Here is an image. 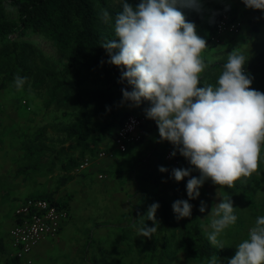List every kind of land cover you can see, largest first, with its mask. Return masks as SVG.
<instances>
[{"label": "clouds", "instance_id": "9594fccd", "mask_svg": "<svg viewBox=\"0 0 264 264\" xmlns=\"http://www.w3.org/2000/svg\"><path fill=\"white\" fill-rule=\"evenodd\" d=\"M243 3L264 11V0ZM119 5L115 38L104 40L101 47L110 57L108 63L121 68V82L132 88L122 89V103L139 107L149 101L146 117L156 122L162 140L175 146L172 155L178 151L199 170V178L192 176L191 168L172 170L175 181L188 178L189 200L200 196L199 189L206 180L231 189L237 181L257 172L264 145V93L251 88L252 78L244 72L246 56L235 49L228 55L216 86L201 87V75L209 67L202 55L207 42L179 10L188 6L200 12L199 0H140L135 7L119 0ZM101 18L105 23L113 19L107 9H101ZM27 80L20 75L14 77L17 91ZM160 171L167 169L161 167ZM159 207L153 203L141 217L155 226L144 224L138 236L151 239L158 231ZM172 207L178 220L192 215L193 205L188 200H177ZM236 210L227 197L214 205L209 216L215 218L207 237L212 246L224 248L218 237L236 224ZM199 211H207L205 202L201 201ZM236 248L227 264H264V216L256 219L248 238ZM207 264H220V259L213 255Z\"/></svg>", "mask_w": 264, "mask_h": 264}, {"label": "trees", "instance_id": "16d2710c", "mask_svg": "<svg viewBox=\"0 0 264 264\" xmlns=\"http://www.w3.org/2000/svg\"><path fill=\"white\" fill-rule=\"evenodd\" d=\"M127 2L135 7L140 3V0H127ZM9 5L15 8L16 18L15 20L0 19V69L5 74V79L0 82V90L7 80L13 82L16 75L21 77L32 76L36 79L33 86L43 89L46 87L47 89L46 105L49 107L54 105L57 108L63 107L68 113L71 111L75 120L60 128L66 140L74 141V147L71 148H75L80 152L77 158L70 156L66 162H61L64 171L69 172L80 161L85 152L94 151L92 148H94L96 141L90 138L89 128L97 117L102 115L110 117L107 124L110 129L108 137L114 140L116 129L122 124L126 116L132 114L129 110L130 103H122V89L131 91L132 88L126 81L121 82V68L108 63L110 57L107 51L101 47L104 40L115 38L114 19L120 9L111 8L109 0H9ZM244 6L246 5L244 4ZM101 9L109 11L113 18L112 22L105 23L103 21ZM179 10L188 22L195 24L196 32L198 30L202 31L203 34L197 32V35L205 39L209 46L215 48L221 46L232 36H237L241 32L240 30L238 34L225 35L220 44H212L209 37L214 31L220 11H226L232 17L239 18L241 24L243 19L236 16L237 13L232 14L227 6H221L214 11L211 18L213 23L208 24L206 33H204L203 28L198 29L197 27L200 21L199 13L194 12L195 10L188 6H182ZM260 11L256 9L247 11L244 20L250 19L252 21L253 17ZM32 36L49 40L52 46L63 55L64 63L60 69H46V71L40 72L39 78L38 72H32V68L27 66V63L29 65L31 63L29 54L33 48L26 43L27 38ZM243 54L248 60L244 72L252 78L251 88L264 93V45L259 44L256 46L254 44ZM6 65L16 69V74L4 72ZM223 65L214 63L211 68L223 70ZM207 74L208 70L201 75V80ZM87 81L90 83H87ZM91 92L94 95L95 105L92 104L90 98L88 102L84 103L85 98L89 97L88 95ZM142 104L145 108L151 106L149 101H144ZM90 105L93 106V109L88 107ZM133 115L142 118L144 121L142 112L136 111ZM147 120L150 122V128L153 131L158 129L154 120L148 118ZM156 142L153 141L149 150L151 156L155 159L152 170L138 176L136 180L138 192L134 198L137 214L135 224L138 228L144 224H147L148 227L155 226L151 220L141 219V217L146 216L149 206L153 203L160 205L156 214L159 222L158 231L151 239L141 236L136 242L135 254L129 255L128 252L133 248L134 243L125 233L130 228H123L124 248L121 259H118L117 263L170 264L177 253L183 252L192 257L196 263H207L208 258L216 255L218 259L224 258L225 264H227V260L236 254V251L232 255L227 253L229 246L232 244L230 237L235 238V235L239 234L236 238L243 241L247 236L245 220L241 217L237 219L234 228L228 231L227 240L223 241V249L212 246L207 238L212 229V220L199 211L201 201L204 202V200L200 196L197 199L189 200L186 189L188 178L177 182L172 176V170L175 168H191L192 176L199 178L197 169L190 165L188 160L181 156L179 152L171 159H165ZM159 147H163L162 144ZM39 149L41 151V148H38V140H32L25 147V157L34 158ZM95 155L96 153L94 155L92 153L89 157L94 158ZM55 156H57V153ZM35 160L33 163L18 168L16 174L27 175L30 170H36L40 162L38 157ZM132 167V163L129 164V172ZM161 167L167 169V171L161 172ZM263 167L264 152H261L258 169ZM47 170L49 171L50 168H47ZM120 171L121 173L127 172L124 169ZM70 178V176L62 178V183ZM245 186V184L241 186L240 182L237 181L235 187L245 193L248 206L255 213L254 209L257 208V205L253 203L251 194L245 192ZM28 197L46 198L58 206L68 208V201L56 200L53 192L30 195L26 198ZM180 199L188 200L193 205L190 218L180 220L176 218L172 205ZM231 232H233L232 236H230Z\"/></svg>", "mask_w": 264, "mask_h": 264}, {"label": "rangeland", "instance_id": "374dc122", "mask_svg": "<svg viewBox=\"0 0 264 264\" xmlns=\"http://www.w3.org/2000/svg\"><path fill=\"white\" fill-rule=\"evenodd\" d=\"M0 2V19L15 20L16 11L13 6L9 5V0H0ZM199 3L202 6V10L200 12H194L200 14V21L197 27L198 29L203 28L204 33H206L208 24L213 23L211 18L214 11L221 6H227L232 14L240 12L241 15H244V19L246 18L245 15L247 11L252 10L244 6L243 0H199ZM109 6L114 9H120L119 0H109ZM241 15L236 14V16L242 18ZM253 18L252 21L250 19L245 20L244 25L242 20L240 34L232 36L231 39L221 46L215 48L209 46L207 43L208 48L204 50L202 55L205 62L209 64V67L207 68V76L201 80V87H203L204 84L216 86L222 70L211 68L212 64H225L228 60V55L237 48L244 53L254 44L256 46L259 44L264 45V11H260ZM197 32L198 34H203L201 30ZM27 39L28 41H26V43L33 48L29 54L31 63L30 65L27 63V66L32 68V72H38V78L40 72L46 71V69L58 70L61 68L64 63V57L52 46L49 40L41 37L38 38L37 36L28 37ZM24 40L26 39L24 38ZM5 69L6 70H2H4V72H11L12 74H16L17 72L16 69L9 65H6ZM207 70H205V72H207ZM4 75L5 74L0 69V82L5 79ZM27 78V82L20 91H17L14 81L8 80L0 90V170H2L0 171V186H2V180L11 179L15 175L14 172L16 169H14V166L18 161L17 158H14L13 161L10 160L9 154L5 152H11L13 156L18 152H25V147L34 139L38 140V148H41L39 152H59V156L53 159H58L60 162H65L68 156L77 158L80 155L79 151L75 148H71L74 147V141L66 140L64 133L60 131V128L69 125L75 120L74 115H72L71 111L68 113L63 107L57 108L54 105L50 107L46 105V87L44 89L36 88L33 86V82L36 79L32 76ZM87 83L90 82L87 81ZM88 96L89 97L85 98L84 103L88 102L90 98L92 104L95 105L96 102L92 92ZM88 107L93 109L92 105ZM129 107L132 114H134V112L136 113V111L142 112L144 121L141 124V138L138 141L130 142L127 149L124 151L125 153L119 152L114 140L108 137L110 129L107 124L109 123L110 117L104 115L99 116L90 125L89 136L95 139L96 142L94 148H92L94 151L86 155L91 156L92 153L94 155L95 153L97 154V152L104 151L112 153L113 157H106L100 161H94L93 165L85 169H78L80 161L74 166L75 169L73 168V172L69 175H71L72 178L73 176H81L83 178L82 184L85 189L83 192H78L76 194V198L80 199L74 202L75 205L73 209L70 205V198L73 196V193H71V190L63 187L64 185L62 183V178L67 177L68 174L61 170V166L58 163L54 165V171L51 175H44L38 178V171H31L26 181L22 180V176H19L18 181H14L18 189L34 191L33 194H38V185L40 184V192L52 191L56 200L68 201V209L71 216L61 224V228L64 230V236L60 240L61 243L59 245L55 243L53 249V253L56 255L54 256L55 258L49 259L44 263L40 261L36 262L35 260L32 264H60L62 263L61 257L67 259L69 256L68 252L76 248V246L78 247L79 243H87L91 238L93 239L99 231H102V229L107 228L110 232H114V225L120 224L123 220L125 221L126 218L115 214L116 209L113 204L115 202V195H119L117 197L124 200L126 204L137 195L138 185H136V180L138 176L144 174L146 171L150 172L155 162V159L151 156V151H149L153 141H157L156 144H158V148L160 152L163 153L165 159H171L173 157L172 153L176 151L175 146L168 141L162 140L158 129L153 131L150 128V122L147 120L145 114V109L147 108L144 107V104H141L139 107L131 105ZM160 144H162L163 147H159ZM263 148L264 145H262L261 152H264ZM127 152H129L127 155H123ZM176 153H178V151ZM118 154L124 157V159L129 160V164L132 163V170L127 175H120V172H118V174L114 176L115 174L113 171L115 170L106 169L101 165L105 159H112ZM48 155L50 156L51 153ZM121 156H118V158L120 159ZM36 157H38V154L34 158ZM93 157L95 158L96 155ZM34 161L36 160L33 158L25 160L22 157L18 166L20 167L26 162ZM76 170L79 172H76ZM99 173L106 177L104 179H98L97 174ZM197 173L200 177L198 169ZM122 177L127 178L122 180ZM238 182H240L241 186L245 184V192L251 194L253 203L257 205V208L254 209L255 213H253V210L248 206L249 204L248 201H246L245 193L238 190L237 187L231 189L226 186L221 187L214 184L210 179L206 180L199 189L200 198L203 199L207 205V211L204 212V214L210 220L215 218L209 216L214 205L221 203L222 199L226 197L231 198L233 207L237 209L235 215L245 220V225L247 226V236L245 239H247L249 230L255 225L256 219L260 216H264V167L258 169L257 172L253 173L250 177L242 178V180ZM130 184H132V189H130ZM129 196H131V198H129ZM76 204L78 205L76 206ZM130 207H132V211L128 213L129 217L126 219L123 228H130V231L127 230L129 232L126 233V236L131 238L134 243L133 248L128 252L129 255H132V253L136 251V242H138L141 236H138L139 228L137 226L135 228L132 226L133 223H136L137 219L135 209L136 201H134V205ZM233 228L234 225L230 226L218 237L222 243L224 240H227L229 235L228 231ZM232 235L233 232H231L230 236ZM238 235L239 234H236L235 238L230 237L232 244L228 248L229 251L227 250V253L230 255L235 253L234 251H237L236 246L242 242V240L239 241V239L236 238ZM46 239L53 238L47 237ZM93 241L95 240L93 239ZM84 247H86V245H84ZM17 264L28 263L24 260H20ZM170 264L207 263H196L192 257L188 256L186 253L180 252L173 257ZM220 264H225L224 258L220 259Z\"/></svg>", "mask_w": 264, "mask_h": 264}, {"label": "crops", "instance_id": "0c3cea01", "mask_svg": "<svg viewBox=\"0 0 264 264\" xmlns=\"http://www.w3.org/2000/svg\"><path fill=\"white\" fill-rule=\"evenodd\" d=\"M241 15L240 12H237V15ZM243 19V25H244V15H241ZM228 41V40H227ZM9 154L10 160H14V158L18 159L17 164L14 166V169H18L22 166H25L29 163L33 162H26L20 167L18 166L20 163L19 161L23 157L25 160H29L31 158L25 157V152H18L13 156L11 152H5ZM51 155L49 156L48 154ZM57 153V156H55ZM38 152V161L40 162L38 164V168L36 170H30L27 175H17L16 170L14 172V178L12 177L11 179L8 180H2V186H0V264H17L20 262V260H16L13 257V249L11 246V238H10V230L14 226L15 218L13 214L14 207L21 202L23 199H25L27 196L30 195H35L33 194L34 191H28V190H23V189H18L15 180L18 181L19 176H22V180L27 179V177L30 176L31 171L35 172L38 171V178H41V176L44 175H51V173L54 171V165L58 163L61 166V162L58 159H53L54 157L59 156V152ZM125 153V152H124ZM129 152L123 155H127ZM19 154V155H18ZM68 154V152H67ZM80 154V152H79ZM88 152L84 153V156L80 159V161L84 158L89 157ZM18 155V157H17ZM7 156V154H6ZM118 156L121 155H116L112 159H108L105 161H101V165H103L106 169L110 170H115L114 176L120 172V175L124 174H129L128 168H129V160L124 159V157L121 156L119 159ZM70 156L67 157L69 159ZM35 159V158H33ZM66 159V160H67ZM65 160V162H66ZM12 167V166H11ZM47 168H50L48 171ZM61 170L68 174L71 178L66 180V182L63 183V187H66L68 190H71V193H73V196L70 198V205L72 209L74 208V202L78 201L80 198H76V194L78 192H83L84 191V185L82 184L83 178L81 176H72L69 175L73 172V169L69 172H65L63 167H60ZM75 169V168H74ZM77 169V168H76ZM118 169V170H116ZM127 170V172H122L120 170ZM2 171V170H0ZM48 171V172H47ZM76 172H79L76 170ZM124 173V174H123ZM127 178V177H126ZM125 177H122V180L126 179ZM32 179V178H31ZM126 183V182H125ZM41 185H38V195L45 194L47 192H40L39 188ZM6 188V189H5ZM132 184H130V189H132ZM10 189V190H9ZM52 192V191H49ZM54 194V193H53ZM114 194V193H113ZM55 196V195H54ZM119 195H115V202L113 203L115 205L116 215H120L123 218H128L129 214L132 211V207L134 205V199H131L130 202L127 204L124 202V200H121L120 197H117ZM131 198V196H129ZM129 204V205H128ZM78 204H76L77 206ZM113 205V206H114ZM124 207V208H123ZM129 207V210H128ZM131 209V210H130ZM71 215L67 219L70 218ZM123 220L120 224L114 225L113 231L110 232L109 229H102V231H99L97 235L93 238H91L90 241L87 243H79L78 247L73 248L71 251L68 252L69 256L67 259L61 257V262L60 264H119L117 263L118 259H121L122 256V250L124 248V241L122 239L123 237V225L126 223ZM108 227V225H107ZM118 227V228H117ZM60 233L58 236H56L53 239H43L38 242V244L33 248L31 254H30V259L31 263L36 260V262L40 261L42 263L47 262L49 259H54L56 256L53 253V249L56 245L60 244V240L64 236V230L63 228L60 229ZM130 231V230H129ZM129 231L126 230L125 233H128ZM86 245V247H84ZM57 247V246H56ZM96 256V257H95ZM15 259V260H14Z\"/></svg>", "mask_w": 264, "mask_h": 264}, {"label": "built area", "instance_id": "2783aa9c", "mask_svg": "<svg viewBox=\"0 0 264 264\" xmlns=\"http://www.w3.org/2000/svg\"><path fill=\"white\" fill-rule=\"evenodd\" d=\"M241 27L239 18L232 17L226 11H220L209 40L212 44H220L225 35L238 34ZM142 121V118L130 114L116 129L114 143L119 152H124L130 142L138 141L141 138ZM106 157H113V154L104 151L97 152L95 160L91 157L82 159L78 169L90 167L94 161H100ZM105 177L101 173L97 174L98 179ZM13 214L15 222L10 230L13 257L30 264L29 256L33 248L44 238L56 237L60 232L62 222L69 217L70 211L46 198L28 197L14 207Z\"/></svg>", "mask_w": 264, "mask_h": 264}]
</instances>
